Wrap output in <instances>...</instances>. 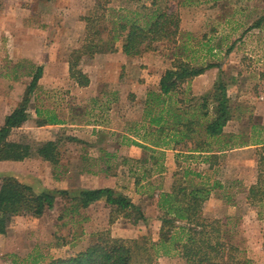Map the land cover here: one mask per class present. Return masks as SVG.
<instances>
[{
  "label": "rangeland",
  "instance_id": "obj_1",
  "mask_svg": "<svg viewBox=\"0 0 264 264\" xmlns=\"http://www.w3.org/2000/svg\"><path fill=\"white\" fill-rule=\"evenodd\" d=\"M152 1L0 0V94L10 96L15 93L21 103L36 69L51 62L52 56L57 54L65 65L50 67L46 77L43 70L34 94L45 91L56 96L60 92L59 97H65L38 98L32 100L31 105L41 107L47 116L53 113L69 122L74 116L84 115L88 108L77 110L73 100L75 95L66 93L83 90L71 79L70 64L77 62L74 59L80 54L78 70L83 72V66L93 57L88 53L81 54L88 36L87 20H93L91 31L99 33L95 41L107 42L115 34V21L131 12L152 11ZM160 6L177 10L174 1H161ZM195 9L189 18L181 19L175 42H158L153 51L129 57L128 65L120 74V84L127 91L141 92L147 88L156 92L160 87L159 78L178 62L185 61L196 67L220 66L211 68L215 70L212 78L218 76L213 84L202 79L194 89V78L180 86L169 98L167 106L179 110L184 117L199 119L201 132L198 138L205 141V124L214 117L216 103L209 98V118L203 117L202 105L205 98L214 94L216 83L223 81L230 98L231 121L228 123L229 133L222 136L225 138L222 142L231 138L229 143L234 146L224 149L228 151L221 155L224 157L214 159L213 170L196 161L179 160L169 166L168 183L166 179L157 178H138L137 182L132 177L116 180L106 176V164L98 162L100 156L110 149L105 144L112 138L111 131L110 134L101 129L87 131L79 136L78 128L71 124L36 133L15 131L11 140L29 142L34 148L47 141H57L59 164L52 165L39 157L0 163V184L3 177L13 176L37 192L67 191L70 195L67 200L57 195L54 208L41 217H15L7 234L0 236V264H50L55 259L85 250L101 233H110L114 238L130 242L138 241L141 249L135 252L137 264H187L175 251L169 255H157L144 248H149L160 238L162 212L157 208L158 184H167L171 188L174 173L188 166L204 172L202 174L210 184L222 186L216 187L205 203L204 215L209 220L229 223L226 242L234 247L233 256L241 264H264V207L253 206L247 200L248 189L258 177L261 148L254 146L264 137V23L261 29H250L258 20L264 21V0H210L209 4H200ZM121 42L122 38L115 46ZM190 45L196 51L186 49ZM112 76L111 73L110 79ZM58 101L64 105L61 110L57 108ZM258 131H262L260 138ZM125 133V136L128 134L141 140L131 131ZM233 136L236 138L232 140ZM207 140L214 143L212 139ZM219 146L223 145L220 143ZM123 156L118 153L111 160L113 173L129 169L128 165L121 164ZM148 156L131 155V158L143 161ZM144 172L142 170L140 174ZM108 187L130 198L141 208L145 219L134 223V216L118 215L105 202L73 211L74 196L81 190Z\"/></svg>",
  "mask_w": 264,
  "mask_h": 264
},
{
  "label": "trees",
  "instance_id": "obj_2",
  "mask_svg": "<svg viewBox=\"0 0 264 264\" xmlns=\"http://www.w3.org/2000/svg\"><path fill=\"white\" fill-rule=\"evenodd\" d=\"M161 1L164 0H153L151 6L154 9L150 12L142 14L136 11L120 17L114 22L116 25L115 34L107 42L95 41V37L99 33L91 31L93 20H87L88 36L81 54L88 53L90 56H94L99 53L114 52L116 51L115 43L120 38H122L123 53L131 58L153 51L155 43L175 42L181 23L178 6L176 11H170L167 6L161 8ZM170 1L173 0H165L166 3ZM181 5H186V2L184 1ZM263 23V19H260L250 29H261ZM105 46L107 47L105 48ZM80 59L81 55L79 54L78 58L74 59L77 62L70 64V76L80 87H87L90 80L86 74L78 70ZM214 67L219 68L220 66L196 67L181 61L172 69L167 70L160 81L159 94L151 93L150 97L152 98L149 99L150 102L162 105L158 112L156 109L146 110L145 118L149 120L150 125L159 126L162 130L161 133L167 131L166 135H168L169 127H165L164 124L162 127L160 126L167 117L166 122L172 119V128L176 129L174 131L177 135L181 134L183 137L188 135L184 131L178 130V125L185 127L201 125L199 119L194 116L184 117L181 112H178L179 110L174 111L172 107H168L167 103L180 86L189 83L192 79L203 75L208 69ZM42 76L43 67H38L23 100L6 118L0 129V162H22L29 158L39 157L52 165L59 164L57 141H47L34 148L29 142L10 139L13 131L22 127L29 120L32 94L37 89ZM209 98L214 100L216 106L214 117L205 124V134L208 139L214 140L224 135V129L231 121L230 98L223 81L216 83L212 97L204 99L202 115L205 118L210 117L207 104ZM55 122L56 116L48 115L44 122H38V124L40 126L55 125ZM261 133L262 131L257 132L259 138ZM256 145L261 148L258 159V177L257 182L248 189L247 200L253 206L264 207V137L258 139ZM233 146L227 141L220 149ZM202 149V152H211V144H206V147ZM217 158L214 155L206 156L197 163L208 165L209 170H213V161ZM182 169V171L174 173L171 188L158 195L157 208L162 212L160 238L158 242L151 243L149 248L144 249L153 250L157 255L160 253L169 255L170 252L175 251L187 264H241L233 256L234 247L226 242V237L230 233L229 223L221 220H209L204 215L205 203L211 198L214 189L222 188V186L218 183L210 184L202 174L204 172L193 170L191 167ZM197 180L199 181L196 182ZM57 195L67 200L70 193L67 191L37 192L32 186L23 183L16 177H3L0 184V236L7 234L15 217H41L48 210L53 209ZM73 201L75 202L73 211L87 209L97 202H105L111 207L112 212L118 215H123L126 218L134 216V223L145 219L139 206L113 188L81 190L77 196H74ZM138 249H141L138 241L130 242L114 238L110 233H101L85 250L76 255L55 259L50 264H137L135 252Z\"/></svg>",
  "mask_w": 264,
  "mask_h": 264
},
{
  "label": "crops",
  "instance_id": "obj_3",
  "mask_svg": "<svg viewBox=\"0 0 264 264\" xmlns=\"http://www.w3.org/2000/svg\"><path fill=\"white\" fill-rule=\"evenodd\" d=\"M173 1L176 3V6H178V9L180 10V13L182 15L181 19H184V17L189 18V15L191 13H195L196 6L200 4H209L210 2V0H177V2L175 0ZM184 1L186 2V5L182 6L181 4H183ZM179 3L181 4L178 5ZM234 14L235 13H233V15ZM208 15L210 16V14ZM186 49L196 51L193 45L187 46ZM58 50L59 49H57V51ZM128 59L129 57L126 56L122 51L121 42L116 45V51L96 54L87 62V64L83 66V72L88 76L90 80L89 85L87 87H83V90L80 89V91L66 94L75 95L73 97V100H75L76 104L74 102L73 103L75 105L74 107L78 106L77 110H80V108H83L84 110L88 108V111L86 110L84 115H78V117L74 116L72 118V121L69 122L68 120H66V118H61L60 116H56L52 113V115L56 116V124L40 126L38 122H44L47 117V113H45L46 111H42V108L39 106H34L33 108L32 100H36L38 98L46 99L49 98V96H55L52 93L48 95V93H45V91H40L39 93L32 94V99L29 107V120L22 127L15 129L13 133L15 131H31L32 133H36L45 131L47 129H52V127H54V129L64 128L69 124H71L70 126H72L73 128H78L80 132L79 136H81L82 132L87 131L94 132L101 129L107 131L106 133L108 134H110L111 131L112 133L110 134V136H112V138L109 136L110 140L105 144L110 149L108 150V153H104V156H100L98 162H104L107 167L104 171L106 173V176L114 178L116 180L121 178L124 179L126 177H132L135 178V180L138 178H141V180L146 178L147 180L157 178L159 180L166 179L165 182L168 183L167 181L169 180H167L166 175L168 174L170 168L169 166L174 165L175 161L179 162V160H184L198 162L201 161V158H205L206 156L208 157L214 155L218 157L228 152L224 151L223 148V150L220 149L222 146H219V143H221L222 145L226 143L222 142L223 139L225 140V138L223 137L214 140L212 139L214 143L211 144V152H202V148L206 147V144L208 145L211 142H208L207 138L205 141H202L198 138L201 132L200 125H190V127L178 125L177 129L180 131H184L188 135L187 137H183V135L181 134L177 135L174 131L176 129L172 128V120L169 119L168 122H166V120L168 119L167 117L163 120L160 126L162 127V124H164L165 127H169L168 130L170 133L168 132V135H166V130V132L162 134V130L159 126H151L149 120H146L144 113L147 109L160 110L162 108V105H157V103L154 104L153 102L149 101V99L152 98L150 97L151 93L159 94L160 87H158V90H156V92L147 90V88L145 89V91L141 92H135L136 90L127 91L122 89V85L120 84V74L122 72V69H124V66L128 65ZM63 64L65 65V63L61 62L60 55L56 54V56H52L51 62L41 64L40 67H44V77H46L48 69L50 67L57 65L61 67ZM111 73L113 74V76L110 79ZM213 74H215V70L210 69L207 70L203 75L196 77L193 82L194 89H197L196 83L202 79L210 84H213L214 81L218 79V76L217 78H212ZM115 75L117 76V79H115ZM163 76L164 75L159 78V84ZM139 86L141 85L139 84ZM195 93L197 94L196 90ZM60 94V92L57 93L55 97L58 99H62L63 97H65V95H61V97H59ZM9 98L14 100L10 101ZM19 100L20 97L15 93L9 96V94H2L1 92L0 129L4 125L6 118L11 115L13 111L19 106ZM60 102L58 101L57 103L58 110H61L64 107V105ZM186 107L188 106L186 105ZM75 109L76 108H74V110ZM152 116L154 117V114ZM125 131L133 132V134L139 136L141 140L132 138L128 134L127 136H125ZM228 131L229 130L227 125L224 129V134L229 133ZM235 138L236 136H233L232 140ZM230 139L231 138H229V140ZM254 147L260 146L256 145ZM118 153L124 155L121 164L128 165L129 169L127 171L122 170V173L120 171V173H113L110 162L117 157ZM145 154H149V156L146 158V160L143 161L131 158V155L142 157V155ZM8 162L12 163L11 161ZM138 166H142L144 168L138 169ZM142 170L145 171L144 174H140ZM172 178L171 176L169 177L170 183H172ZM158 185L159 189L157 197L161 192L168 191L170 189L167 184L163 186L162 183H159Z\"/></svg>",
  "mask_w": 264,
  "mask_h": 264
}]
</instances>
